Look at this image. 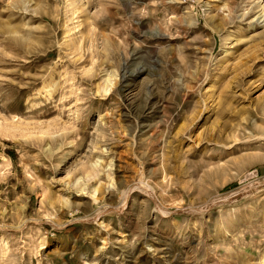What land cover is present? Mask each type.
Wrapping results in <instances>:
<instances>
[{
	"label": "rangeland",
	"instance_id": "rangeland-1",
	"mask_svg": "<svg viewBox=\"0 0 264 264\" xmlns=\"http://www.w3.org/2000/svg\"><path fill=\"white\" fill-rule=\"evenodd\" d=\"M0 264H264V0H0Z\"/></svg>",
	"mask_w": 264,
	"mask_h": 264
},
{
	"label": "bare ground",
	"instance_id": "bare-ground-1",
	"mask_svg": "<svg viewBox=\"0 0 264 264\" xmlns=\"http://www.w3.org/2000/svg\"><path fill=\"white\" fill-rule=\"evenodd\" d=\"M45 90H47L46 88H45ZM49 98V97H48ZM48 98L46 97V99L48 100ZM40 104H42V103H40Z\"/></svg>",
	"mask_w": 264,
	"mask_h": 264
}]
</instances>
